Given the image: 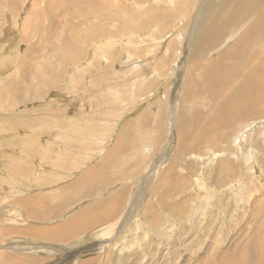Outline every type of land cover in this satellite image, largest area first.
<instances>
[{
  "label": "rangeland",
  "instance_id": "1",
  "mask_svg": "<svg viewBox=\"0 0 264 264\" xmlns=\"http://www.w3.org/2000/svg\"><path fill=\"white\" fill-rule=\"evenodd\" d=\"M52 1L0 0V264L264 259V115L178 142L202 11L218 0ZM113 203L115 218L67 240L33 233Z\"/></svg>",
  "mask_w": 264,
  "mask_h": 264
},
{
  "label": "bare ground",
  "instance_id": "2",
  "mask_svg": "<svg viewBox=\"0 0 264 264\" xmlns=\"http://www.w3.org/2000/svg\"><path fill=\"white\" fill-rule=\"evenodd\" d=\"M218 1H213L212 3L209 4L208 7H206L202 11V15H201L202 17H201V22H200L202 37L200 38V40H198L199 42H198L197 47L195 48L196 49L195 52L191 54L192 62L190 64L193 70L187 72L184 78L188 83L187 84L184 83L185 87L183 89V93H185V95H183V100L185 102V105L182 106L180 113H179V122H178L177 130H179L178 142L183 143V145L188 148L189 146L187 145V142L189 143L191 141V138H193V140L195 139L198 140L197 138L204 135L208 131H213L215 128H218L219 126H222V129H223L228 124L234 123L237 119L239 120V118L240 120L242 118L244 119V121H246V120H252L253 117H255L256 119L257 116L262 117V115H264V50H263L264 49V0H218ZM52 2L54 3V0ZM188 7H189L188 11H191L194 8L192 4H189ZM51 10L52 9L50 8V12ZM104 15H105L104 19H107V21H110V20L114 21L111 7H110V12H104ZM99 16L103 17L102 14H100ZM229 41H232V45L229 46V48H227L226 50L222 51L221 54H219L217 57L212 58L210 60L205 59V57L210 52H212L214 49L218 48L219 46L221 48L223 44H226ZM71 45H75V44H71ZM71 60L73 59L71 58ZM163 70H164V67H163ZM164 77H166L165 74H164ZM204 97L205 98L211 97L213 100H215L214 101L215 104L212 110H205V108L204 109L202 108L201 106L202 102L200 101V99H203ZM183 110L188 111L187 116H186V113H183ZM157 140H158V137H157ZM196 140H195L196 143H194L195 146L196 144H198ZM175 144L177 146V143ZM119 147H124V146L120 145ZM216 151L217 150H215V152ZM221 165L222 164H220L221 171H222L224 167ZM172 166H174L175 168V164ZM95 169L98 170V168H95ZM100 170L101 169H99L98 171ZM91 173L92 172H90V174ZM96 173L98 172L96 171ZM96 173H94L93 171L92 174L95 175ZM121 197L122 196H120V198L117 200L118 203ZM116 203L109 204L110 206L108 209L107 208L101 209V206L99 204L97 208H85L82 210L81 213L75 215L69 221L67 220L68 222L65 224L55 225L54 227H51V228H46V227L37 228V230L35 228L33 233H35L38 236L47 237V238L57 240V241H61V240L64 241V239L67 240V238H70L72 234L74 233L76 234V232H82V230L88 229L94 224H97V222L99 221H102V220L107 221V220H111L113 217L115 218V216H117L118 214V206ZM60 210L61 209H59L58 211ZM254 240L256 241V243L255 245H253V247L257 249L259 252L261 251V249L264 251V248H263L264 246L263 247L258 246L260 236H257ZM254 254L255 252L252 253V255ZM225 257H226L225 258L226 261L224 262L222 261L221 262L222 264H225L227 261H231L232 260L231 257L233 256L227 255ZM258 259L260 261H256L254 262V264L256 263L264 264V259H262V256L260 254L258 256ZM233 260H235V258Z\"/></svg>",
  "mask_w": 264,
  "mask_h": 264
}]
</instances>
